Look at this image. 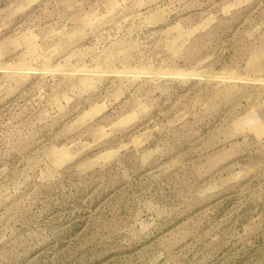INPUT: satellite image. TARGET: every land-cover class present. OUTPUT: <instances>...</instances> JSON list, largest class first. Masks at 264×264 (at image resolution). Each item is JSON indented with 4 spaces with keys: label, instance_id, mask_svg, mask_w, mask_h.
<instances>
[{
    "label": "rangeland",
    "instance_id": "obj_1",
    "mask_svg": "<svg viewBox=\"0 0 264 264\" xmlns=\"http://www.w3.org/2000/svg\"><path fill=\"white\" fill-rule=\"evenodd\" d=\"M0 264H264V0H0Z\"/></svg>",
    "mask_w": 264,
    "mask_h": 264
}]
</instances>
